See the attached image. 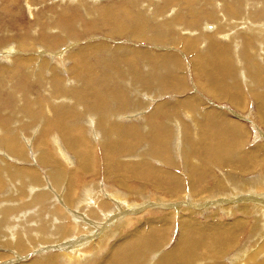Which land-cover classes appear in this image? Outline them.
Listing matches in <instances>:
<instances>
[{"label":"bare ground","instance_id":"1","mask_svg":"<svg viewBox=\"0 0 264 264\" xmlns=\"http://www.w3.org/2000/svg\"><path fill=\"white\" fill-rule=\"evenodd\" d=\"M127 1L123 0L121 2H118V4H112L113 8L112 6L101 8L99 11V15H100L99 18H101L102 20L105 19L104 22L113 23L111 25L112 27L120 28L122 25H120L119 23L121 22L119 21H118L119 23H117L116 21L113 22L109 20V17L115 15L119 16V11H122L125 14L126 18H128L127 22L133 25L134 27V29L131 30L133 35L140 34L144 32V30H149L150 28H152L153 27L152 23L154 21H151L150 18L154 20L153 16H156L153 13L154 10L152 12L153 14L148 13V15H146L143 12L145 9L144 8L142 12L139 11L138 13L135 12V14H133L131 10L132 8L129 9L130 5H127L128 3ZM131 1H133L131 4L132 6L134 4L140 6L141 1H136V0H131ZM196 1L183 0L181 5L179 6V7H186L188 2H189V7L192 6L190 10V15L192 16V19L189 22L191 26L190 31H192V33L187 30L185 35L181 33L179 34L182 35L183 37L177 39V42L184 44L183 48L185 47L184 49H186V52L189 51L190 53H193L191 57L192 61L181 63L184 65L181 64L179 65V61H176L177 63L172 66V67H176V70L173 71L170 70L169 74L168 73L163 74L160 72L162 69L155 70V68L153 67L154 72L146 71V74L142 75L143 78H146L144 81L142 80V78H138V76L135 73L130 75L129 80L123 77L122 74L118 78L114 75V80H116V82H113L112 84L111 82L100 83V85H102V89L98 88L97 90L94 89L95 91L92 90L93 92L91 91V93H89V91H84L85 94H82L83 93L82 92L80 93V95L78 94L73 95V98L75 99L80 98L83 101H87L88 104L90 102V105L78 104L73 109L72 106H68L63 103L64 101L67 102L68 104L73 105L74 104L73 99L71 98L70 100H65V99L63 100L62 98L63 100L62 102L52 101L53 103L48 104V105H52L50 107L51 110L47 108V103H44L42 98L41 99L35 98V96L29 90H26L25 86L23 85V82H25V75L22 74L23 76L21 75L22 76L21 78L18 76L17 78L14 79L20 84V86L23 89H21V91L9 90L10 92H8V94L12 93L11 98L13 100V105H14L10 109V113L13 116L15 115L16 117H18L22 113L24 115L25 113L26 117L28 118V121L34 125V126L31 125L33 131L36 132L38 135H40V138L39 140L31 142V146L29 147L30 152L28 158H24L22 157V155L17 156V153L20 151V147L16 144V139L14 137L13 140L8 138L6 139V141L4 140L6 145L5 147H7L10 153H12L14 156L9 153H5V152L4 153L6 154V156L15 157L13 159L15 164L13 163V161H10L8 159H4V160L2 159L3 166H1L2 168L0 169V191L4 190L5 187H8L10 192H15L17 190L18 194L22 193V196L26 195L27 197L23 198L21 204L18 205L17 204L4 205L5 201L4 202L0 201V264H227V262L220 260L222 256L225 255L226 253L225 250L227 249L226 247L229 244H234V243L236 244V240H237L236 238L238 237L239 231L240 230L241 232L244 231L243 226L245 223V219L242 218L240 214L237 215V212L246 213V214L249 212L248 214H250V216L255 220H257L260 216L264 214V141H260L258 143L256 142L255 145L251 146V148L249 147L248 149L244 147L243 145L244 138L242 139V137H245V135L249 134L250 132L248 133V128L246 127L244 122L240 120V118H246V117L244 116L242 117L241 114H239L241 110H245L247 106L249 107L250 100H252L253 102L252 105H254L255 110L252 112L250 109H248L246 113L248 115H251L255 120L258 121L259 123L258 128L259 126H262L264 128V89H258L260 85L262 86V84L259 82L260 76L254 74L253 76L254 80L245 79L244 77H242L243 72L240 70L242 67L245 68L246 65H248L247 71L257 67L254 57L250 54V50L253 49L254 47L256 48L259 47L260 51L262 52V56L260 55V60L264 56L263 53L264 27H262L263 25H260V23L253 24L252 22H250L252 24L250 25L249 23V30H247V28L244 26L240 28V32H241L240 35H239L240 32L238 33L232 32L235 25L228 23V21L236 18L237 16L236 11L233 10V7H231L225 1L224 2L220 1L219 14H218L216 13L217 10L216 12H214L209 8L208 4L210 0L209 1L204 0L201 3L200 5L201 11H199V9L195 11L201 14H205V16L207 17L213 18L212 20L215 21V26L209 29L210 26L209 24L205 25V23H202L200 27V23L197 18V13L193 11V6L194 4H196ZM249 1L251 4L259 3L256 0L254 1L249 0ZM161 2L163 3L162 5L159 3L156 4L158 5V7L161 5L163 7V13H165L166 12L165 9L167 5L164 4V2L169 4L172 2V0H161ZM77 3L79 4V2ZM212 4H216V2ZM258 6L261 7V5ZM215 7L216 6H214V8ZM175 9L177 8L175 7ZM243 12H246L245 8L244 11L242 12L241 10L238 11V15L242 14ZM251 12L255 16L259 17V12H254L252 10ZM130 16L131 18H129ZM244 17L246 18V16ZM159 18L156 20H159ZM156 26L159 27V24ZM205 27L208 30H206ZM176 28L178 27L176 26ZM157 31L160 32V30L158 29ZM176 33L177 32H175V34ZM221 34H224L225 36H227V38H220L222 37ZM218 35L219 37H217ZM246 35H248L249 38L248 46L246 45L245 42L246 40L244 41V36ZM229 37L234 39L236 43L233 44L232 41L229 39ZM161 38L164 39L163 36ZM165 42L167 43L166 39ZM52 43L56 44L57 40H52L50 46L54 45ZM97 43L98 41L92 42L91 47H93L95 51L101 47V50L100 51L98 50V54H99L98 56L102 58L101 54H103L102 50L104 49L102 48V46L103 45L105 46L107 43H103V44L101 42L98 44ZM223 46H226V48H223ZM234 46L237 48V52L233 50ZM134 50L135 47L131 46L130 51L133 52ZM13 52L16 53V51L13 50L12 47L10 51L5 52L4 54L7 57L13 55L14 58L17 57L16 59L18 60L19 59L26 60L27 58H29L26 57L25 55L26 52L20 53V55L13 54ZM33 53L39 55L38 57L39 63H44V64L48 63L49 59L46 58L47 56H45L47 55V52L41 50ZM159 55L162 56V53ZM234 55H238V57H240V62H237ZM79 56L81 59L80 61H82L83 64L82 63L80 64L75 61L74 70H76L75 68H78V70L76 71L84 70V66L86 68H89L90 63H88L89 59L86 57L85 50H82ZM30 59H32L33 61V59H35V56L34 57L32 56V58ZM0 60H2V58ZM18 60L17 63H19ZM9 61L11 62L12 60ZM133 63L137 65L133 66L132 69L129 68L126 72H131L133 69L135 70L136 68H140V70L143 67L145 68L144 65L145 62H143V60L139 61V63H137V61H133ZM161 66H159V69ZM258 66H261V62L258 63ZM21 67L22 66H20V68ZM181 67H184L185 69H181ZM180 70H182L183 72H180ZM184 71L186 74L189 75L192 72H194L195 74L198 73L197 74L198 78L197 79L195 78L196 81L194 80V83H196V85L198 86L197 90H199L200 92L197 91L196 93H191L189 96L185 98L183 97V99H178V101L168 102V103L170 105L173 104L172 110L175 111L177 114L179 112V108L181 109L188 108V113L186 114L190 117V119H192L193 115H198L204 112L205 114L204 123L203 126H201V128L205 129L206 131L202 133V136L199 139L197 138L195 140L192 134H188L189 125L187 126L185 123H183L177 117V114H175V112H172L167 108L168 104L167 105L165 104L166 101L156 102V104L154 105L155 107L152 110H150V112L147 115L145 114L146 116L139 115V117L137 118V121L140 120L139 123L144 124L143 122L145 121L146 117H148L149 119L156 118L157 115L158 116L160 115L161 117L164 118L168 117V121H166L165 124L174 123L175 125L179 126L176 128L178 139H181L183 143L185 142L191 143V141L193 140L192 145L194 147V152L183 148L181 151L182 162L187 166L186 169H184L185 172H183L184 173L183 175L185 174L187 175L185 177H188V181H190L189 184L190 187L191 188L194 187L195 189L197 187L195 182L199 181L198 179L204 181L205 179L204 173L209 175L212 178V180L210 183L207 184L204 183L200 184L198 182L200 184L199 187L200 192L196 193L195 190L189 189L191 194L187 195L189 197L188 200L184 199L186 200V202L180 203L177 202L178 198L181 197L184 198L186 195L179 194L178 192L183 191L182 189L185 186V185L183 186V184L187 182V181L184 182V180L182 179L183 175H181V173L178 174L175 171L172 172L173 170L166 171L165 168L163 169V167H161L160 165L158 166L152 162H149L148 158L136 159L135 161L130 160L128 163H126L125 162L126 160L125 161L120 160V157L123 156L120 155L119 157L118 153H120L119 150L125 151L128 150L130 147H135L132 145H134V143L137 141L138 142L141 141L139 134L140 127L138 126V124H133V125H131L132 123L129 124L130 121L128 122V124H125L127 120L125 118V113L130 111L133 112L136 111L133 109L130 110L129 106H131V104L133 106H136L137 102L138 103L142 102L141 99L138 98L139 96L137 97V95L142 94L143 96H145L147 90H149L150 92L151 85H149L147 81L153 79L155 76H158L160 80L164 82L168 90L171 89V91L174 90L181 92L182 90L184 91L185 89L184 81L186 76ZM49 74L52 77L57 75V73L55 72L51 73L50 71ZM98 74H96L95 76H97ZM40 79L42 82L41 86L42 87L45 86V81L43 77H40ZM136 79H138V82L140 81L139 86H136V83L134 84V82H132L135 81ZM79 81L81 80L79 79ZM82 81L80 84H82ZM85 83L86 81L84 82L83 86L86 89L85 85L87 84ZM145 83H147V85ZM73 85L75 87L76 84ZM32 87H28V88H32ZM1 88H3V83L1 82L0 79V89ZM54 89L56 93L59 94L64 88L62 86H58L55 87ZM56 89H60V90H56ZM45 92L47 93L46 90ZM201 92L204 93L205 95L207 94L208 96H212L216 101L219 102H224L223 99H226L227 103L233 108L232 109L226 108L227 109L226 111V110H222L223 109L222 107H217L215 105H207L206 111L205 110L202 111L200 108L204 106L205 103L199 96V94L201 95ZM51 93H53V91H50V94L47 93L48 95L46 94L47 96L43 97L45 102H46V97L50 96L52 98V96H54L51 95ZM8 94L7 96L9 97ZM62 95H65V93H62ZM0 96H2V89L0 90ZM63 97L67 98L65 96ZM127 97H134L131 100V104L129 102V98ZM149 98L152 99V97ZM14 101L16 103H14ZM90 113H93V115H90L89 117H85ZM75 121H79V122H75ZM197 121L199 120L197 119L196 122H194L196 123L194 125L200 126L201 123H197ZM83 123L89 125L90 129L93 130L92 132L96 136L99 137V135H101L100 141H104V142L103 145H101L99 141V144L101 145V147L103 146L102 149L104 150L106 149V151H108L107 152L108 154L103 153L106 161H110L112 157L115 155L114 156L115 163L113 162V164L110 165L112 172L113 171L115 172H113V174L109 172L105 173L107 174L106 177H113L115 180H118L119 185L121 182L127 185L126 181L128 180H126V177L128 176V174L126 173L122 175V172H124V170L126 169L129 170V168H134L133 166L135 165L137 167H142L149 164L147 173L153 174L154 176L153 175L151 176L154 177L153 179L156 182L158 181L157 182L158 184L160 185L163 184L161 182V179L163 178L161 177L162 176L161 170H163L162 172L165 171L166 177L168 176L167 178L165 177L167 179L166 182H168V180L171 177V180L173 182L171 180L170 181L174 184L170 183V185L173 186L166 187L165 190L170 193L171 199L169 202H171L172 200H175L176 202L167 203V201L164 202L163 200V201H158L157 202L158 204H156L155 203L156 201L155 202L150 201V203L147 204L143 203L141 205L139 204V206L137 207L127 209L126 208L127 205H125V203L117 202L119 198H117L116 201L113 198L117 194H119L120 191V190L118 191L117 189L116 191L115 188L113 191H111L112 192L111 194V193L103 192L98 186L97 187L99 189L97 188L95 191H91V188L87 187L88 193L86 192L84 193L85 195L84 194L80 195L79 187L81 186L82 182L86 180V178L76 179L74 176L80 175L78 174V171L81 172L95 171V169L92 170V163H93V161H91L92 152L89 151L90 153H87L85 155V149H80L79 147L82 141L90 138L88 133L87 134L77 133L78 129L83 128L84 126ZM145 123L148 124L147 122ZM150 126L152 127V124ZM1 127L4 128V125ZM85 127L86 126H84V128ZM171 128L172 127L170 126L165 127L162 131L163 134L161 135L159 134V132H156L159 135V137H157L155 134H150L151 131L149 132V138H148L150 145L149 152H152L153 150H156L158 148L157 152L156 153L154 152L155 153L154 159L156 160V162H159L161 164L163 163L162 165L164 166L166 162H168V164L177 165V162L175 161L174 157L169 155V153L167 152L165 155H163L164 152H161L163 147L172 137L170 135ZM96 130L100 133L99 135ZM48 132H51L50 136H47ZM168 133H169V138H168ZM195 134L198 135V132H196ZM145 137L147 136L145 135ZM145 137H143L142 139H144ZM157 141L160 143H157ZM195 141L200 143V145H198ZM95 142L93 143V145L96 144ZM50 146L56 150H59L62 154H64L65 157L69 156L67 151L71 150L73 156L74 157L77 156V159L79 158L78 159L79 161H77L79 162L78 166L76 164L75 168H71V169L68 168V171H66V168L64 167L62 168V166L58 163L57 161L58 158L56 159L54 157L55 155L53 154L54 155L53 156L50 153V149H49ZM130 152L131 151H129V153ZM115 153L118 155L120 161L118 159L116 160V158L118 157H116L117 155ZM129 153H127V155H129ZM198 156H200V158H198ZM99 159H101V157ZM165 159L167 160L165 161ZM94 160L96 161V159ZM151 160L153 161V159ZM27 161L30 163L31 161H33L34 163H32L33 165L22 163ZM72 161L73 160H71V162ZM211 164L218 165V167H222L225 169L221 173L220 179L213 174L211 169L210 172L207 171L208 169L207 167H209ZM48 165H51L52 167L50 170L45 171ZM99 167H101V165H99ZM136 171L138 172V170ZM195 171L197 173L193 174V172ZM100 176L98 175V177ZM62 179H66L67 185L65 184L66 190H64V192L62 191V194L60 196L62 198L61 199L62 203L57 204L51 198V195L55 193L53 192L49 193L46 187H44L46 188V190L42 189L43 181H46L48 183V188H49L51 186L50 182L51 184L56 186L59 183L61 184L60 181H62ZM102 179L101 181L100 180L98 181L102 182ZM224 179L227 182H224ZM158 186L159 185H157V187ZM150 187L151 189L153 188V186ZM40 188L42 190H39ZM160 188L162 189V187ZM55 189L54 191H57ZM231 189L233 190V192ZM258 190L261 191L262 193H259ZM104 191H106V188ZM129 191L126 193H129ZM98 192H101V195L98 194ZM163 193L164 195H167L165 192ZM228 195L232 196L230 198H234V199H227ZM211 196L213 197L211 198L212 200L205 199ZM164 198L165 197H163V199ZM83 200L87 202L81 203V201ZM157 200H161V197H159V199ZM202 200H204L205 202ZM113 206L115 207V209H113ZM131 206H136V204L135 205L133 204ZM111 207L113 209L112 212L113 215H111V213L109 214V212H111ZM210 207L215 208V210L211 209ZM108 208H110L109 212H108ZM235 208L237 209L236 213H233L232 210ZM142 209H144L146 213L150 214V216L148 217L147 224L143 226V228L147 227V229L141 228L144 222L139 219V216H137L134 220H136V222L140 223L141 225L138 226L137 223L135 222L133 230L127 232L126 234L122 232L123 227L127 225L126 222L132 223L130 218L132 214L129 216L128 215L126 216L125 214H129L132 211L136 213L139 210L142 211ZM174 211L178 212L177 223L179 229V236L177 237L172 247L164 250L162 249V247L165 244V241H167V239L164 238L165 237L164 228L169 229L171 224V220L169 218L173 215ZM217 211H220V214L222 212L224 214L230 215L231 220L219 218V216L221 215L218 214ZM190 213H196L199 217L201 216V218L204 216V218H202L203 225L195 222L189 216ZM122 215H125L122 217L121 219L122 221L116 219V217L120 218ZM113 221H117L118 225L114 227V230H111L110 232L109 227L113 225ZM252 231L253 229H249L248 233L250 234ZM98 232L103 233L102 234L103 236L100 237ZM77 233L78 235H76ZM116 233L122 234L119 240H117V242L115 241L112 244L107 243L108 239L110 238L113 239V236H115ZM35 238H37V240L42 242L45 240L47 241L43 243L39 242L33 245V243L35 242ZM250 244L252 243L250 242ZM37 246H39V248L35 249ZM84 246L87 247L86 250L89 251L88 256L85 255L86 253ZM260 246L258 248V251L261 248ZM32 249L35 250L30 252ZM262 250H260L257 253L260 254ZM34 252L37 254V256L36 257L33 256L34 258L26 260V258L29 257V255L32 256ZM239 253L242 254L240 251ZM257 253L248 254L247 252L244 255L241 256L238 255L240 257L238 261L236 260V263L243 262L242 264H264V254L261 256V258L258 259L256 258Z\"/></svg>","mask_w":264,"mask_h":264},{"label":"rangeland","instance_id":"2","mask_svg":"<svg viewBox=\"0 0 264 264\" xmlns=\"http://www.w3.org/2000/svg\"><path fill=\"white\" fill-rule=\"evenodd\" d=\"M121 1H123V0H95V1L94 0H67V1L66 0H0V48H1L0 49V53H1L0 59L2 58V60H0V79H1V82L3 83V88H1L3 97L0 96V120H1L0 121V164H1L0 169L2 168L1 166H3L2 161L4 159H8L10 161H13V159L15 158V157L6 156V154H5V153L12 154V153H10L8 148L5 147L6 146L5 141L7 138L12 139V140L14 138L16 139V144L20 147V151L17 153V156L22 155V157H24V158L29 157V152H30L29 147L31 146V142L39 140V138H40V135H38L36 132L33 131L32 126H34V125L28 121V118L26 117L25 113H24V115H23V113L20 114L18 117H16L15 115L13 116L10 113V109L14 105H13V100L11 98L12 93L8 94V92H10L9 90L21 91V89H23L20 86V84L16 80H14L18 76L21 78L23 75H25V82H23V85L25 86L26 90H29L35 96V98H40V99L42 98L43 102L47 103V108H49L50 110H51L50 107L52 105H48V104L53 103L52 101L62 102L64 99L70 100L71 98L73 99V102H74L73 105L68 104L67 102H64V101H63V103L65 105L72 106L74 109L78 104L90 105V102L88 104L87 101H83L80 98H77V99L73 98L74 94L80 95V93H82V92H83L82 94H85L84 91H89V93H91L92 90L95 91L98 88L102 89V85H100V83H110L111 82V84H112L113 82H116V80H114V75L118 78L122 74L123 77H125L127 80H129L130 75L135 73L138 76V78H142V80L144 81L146 78H143L142 75L146 74V71L147 72H154L153 67L155 68V70L156 69L157 70L162 69L163 71L161 70L160 72L163 74L164 73L169 74L170 70L171 71L176 70V67H172L174 64L177 63L176 61H179V65L183 62L192 61L191 57H192L193 53H190L189 51L186 52V49H184L185 47L183 48L184 44L177 42L178 38L183 37L182 35H179V34L181 33V34L185 35L187 30L190 31V28H191L189 22L192 19V16L190 15V10H191L192 6L189 7V2H188L186 7H179L183 0H172V2L169 4L164 2V4H166L167 7L165 9L166 12L163 13V7L161 6L163 3L161 2V0H136V1H141L140 6H137L135 4L132 6L131 4L133 1L125 0L128 2L127 5H130L129 9L132 8L131 10H132L133 14H135V12L138 13L139 11L142 12L143 9L145 8L143 11L144 14L148 15V13H152L154 10L153 13L156 15V16H153L154 20L150 18L151 21H154L152 23V25H153L152 28H150L149 30H144V32H142L140 34H134L133 35L131 30L134 29V27H133V25H131L127 22L128 18H126L125 14L122 11H119V16L115 15V16L109 17V20H111L113 22H115V21L117 23L121 22V23H119L120 25H122L120 28L112 27L111 25L113 23L104 22L105 19L102 20L101 18H99V16H100L99 11L101 8L111 7L112 4H118V2H121ZM203 1L204 0H197L196 4H194V6H193V11L198 10V9H199V11H201L200 5ZM220 1H222V2L225 1L227 4H229L231 7H233V10L236 11V15H237L236 18L228 21V23L235 25L232 32L238 33V32H240V28H242L244 26L247 28V30H249V23L250 22H252L253 24L254 23H257V24L260 23V25H263L262 27H264V0H256L259 3H255V4L254 3L251 4L249 0H248L249 4L247 3V0H210L209 4H208L209 8L211 10H213L214 12H216V10H217L216 13H218V14H219V3H220ZM252 1H254V0H252ZM77 2H79V4ZM214 2H216V4H212ZM70 3H71V5H70ZM156 3H159L161 5L158 7V5ZM258 5H261L262 8L259 7ZM144 6H146V7H144ZM174 6L177 9H175ZM214 6H216V7L214 8ZM112 8H113V6H112ZM244 8H245L246 12H243L242 14L238 15V11L241 10V12H242V11H244ZM70 10H71V12H70ZM251 10L254 12H259V17L255 16L251 12ZM196 13H197V18H198L199 23H200V27H201L202 23H205V25L209 24L210 25L209 29H211L212 27L215 26V21L212 20L213 18L207 17V16H205V14H201L198 12H196ZM184 16H186V17H184ZM244 16H246V18ZM159 17H161V18H159ZM129 18H131V16ZM158 18H159V20H156ZM160 19H161V21H160ZM171 20H172V22H171ZM175 21H176V23H175ZM252 23H250V25ZM155 24L156 25L159 24V27L156 26ZM172 24H173V26H172ZM166 25H167V27H166ZM174 25H175V27H174ZM176 26L178 28H176ZM157 29L160 30V32L157 31ZM205 29L208 30L206 27H205ZM175 32H177V33L175 34ZM190 32L192 33V31H190ZM161 33H163V34H161ZM65 34H66V36H65ZM240 34H241V32L239 33V35ZM219 35L217 37H219ZM221 35H222V37H220V38H227V36H225L224 34H221ZM162 36L164 37V39L161 38ZM165 39L167 40V43L165 42ZM229 39L232 41L233 44L236 43V41L234 39H232L230 37H229ZM52 40H57V43L56 44L52 43L54 45L50 46V43ZM99 40H101V41H99ZM96 41H98V43L101 42L102 44L103 43L108 44V45L106 44L105 46L103 45L104 47L102 46V48H104L102 50L103 54H101L102 58H100L98 56L99 55L98 50L100 51L101 47L100 48L97 47V48H99L96 50L97 53L94 50V48L91 47L92 42H96ZM244 41L246 42V45L248 46V42H249L248 35L244 36ZM164 42H165V44H164ZM131 46L135 47V50L133 52L130 51ZM12 47H13V50L16 51V53L13 52V54L20 55V53L26 52L25 55H26V57H29V58H27L26 60H23V59L18 60V59H16L17 57L14 58L13 55H11L12 57L11 56L7 57L4 53L7 51H10L12 49ZM223 48H226V46H223ZM227 48H229V47H227ZM41 50L44 52H47V55H45V56H47L46 58L49 59V60L47 59L48 60L47 64L39 63V60H38L39 55H36V53H33V52L41 51ZM82 50H85L86 57L89 59L88 60V63H90L89 68H86L84 66V70L76 71V70H78V68H75L76 70H74V66H75L74 62L76 61L80 64L81 63L83 64V62L80 61L81 59L79 56V54ZM233 50L237 52V48L235 46L233 47ZM164 52H165V54H164ZM161 53H162V56L159 55ZM250 54L254 57V60L257 64V67H255L251 70H248V71H247L248 65H246L245 68L242 67L240 69L243 72L242 77H244L245 79L254 80L253 76H254V74H257L258 76H260L259 82L262 84V86L260 85L258 87V89H264V56L260 60V55L262 56V52L260 51L259 47L258 48L254 47L253 49H251ZM60 55H62V56H60ZM32 56L33 57L35 56V59H33V61H32V59H30V58H32ZM60 57H61V59H60ZM135 57H136V59H135ZM234 57L237 60V62H240V57H238V55H234ZM140 58H143V59H140ZM3 59H4V61H3ZM7 59H8V61H7ZM9 60H12V61L10 62ZM17 60L19 63H17ZM142 60H143V62H145L144 63L145 68L143 67L141 70H140V68H136L135 70L133 69L131 72H126L129 68L132 69L133 66L137 65V64H134L133 61H137V63H139V61H142ZM259 62H261V66H258ZM14 64H16V65H14ZM153 64H154V66H153ZM181 65H184V64H181ZM20 66H22V67L20 68ZM159 66H161L160 69H159ZM36 67H38V68H36ZM169 67H170V69H169ZM16 68H17V70H16ZM27 68H29V69H27ZM181 69H185V68L181 67ZM49 71L51 73L55 72V73H57V75L52 77L49 74ZM180 72H183V71L180 70ZM250 72H251V74H250ZM36 73L37 74L39 73V74L37 75ZM73 73H75V74H73ZM184 73H185V71H184ZM96 74H98V75L95 76ZM197 74H195L194 72H192L190 75L185 73V76H186L185 81H184L185 89H184V91L182 90L181 92L180 91H174V90L171 91V89L168 90L167 87L165 86L164 82H162L158 76H155L153 79L147 81V83L149 85H151L150 86L151 87L150 92H149V90L146 91L145 96H147V97L143 96L142 94L137 95V97L139 96L138 98L141 99V101H142L141 103L137 102L136 106H133L131 104V100L134 97H127V98H129V102L131 104V106H129L130 110L133 109V110H136L137 112L136 111H134V112L130 111V112L125 113V118L127 120H126V123L125 122L124 123L128 124V122L130 121L129 124L132 123L131 125L138 124V126L140 127V129H139L140 133L139 132L138 133L140 134L141 141L140 142L137 141L134 143V145H132V146H135L136 148L130 147L128 150H125V151L119 150L120 151V153H118L119 157H120V155L123 156V157H120L121 161L126 160L125 162L128 163L130 160L135 161L136 159L148 158L149 162H152L158 166L160 165L161 167H163V169L165 168L166 171L173 170L172 172L175 171L178 174L179 173H181V175L184 174L183 173V172H185L184 169H186L187 166L185 164H183V162H182L181 151L183 148V149H187V150L194 152V147L192 145L193 140L191 141V143L185 142V141H184L185 143H183V141L181 139H178L176 128L179 126L175 125L174 123L165 124V122L168 121V117L164 118V117H161L160 115L158 116L156 114L157 115L156 118H153V119H149L148 117H146L145 121L143 122L144 124L139 123L140 120L137 121V118L139 117V115L140 116L141 115L146 116L150 112V110H152L155 107L154 105L156 104V102H159V101L160 102L166 101L165 104L166 105L168 104L167 108L169 110H171L172 112H175L172 110L173 104L170 105L168 102L178 101V99H183V97L185 98V97L189 96L191 93H196L197 91H199V90H197L198 86L196 85V83H194V80L196 81V79L198 78ZM83 76H84V78H83ZM40 77H43V79L45 81V86H43V87L41 86L42 82H41ZM79 79L81 81L83 80L82 84H80L81 81H79ZM3 80H6V81H3ZM85 81H86L85 84H87V85H85L86 89L83 86ZM132 82H134V84L136 83V86L140 85L139 84L140 81L138 82V79H136L135 81H132ZM147 83H145V84L147 85ZM193 83H194V85H193ZM73 84H76L75 87ZM159 84H160V86H159ZM163 84H164V86H163ZM27 86L28 87L33 86V87L28 88ZM58 86H62L64 88L60 92L61 94L60 93L57 94L55 89H54L55 87H58ZM9 87H10V89H9ZM49 88H50V90H49ZM60 89H56V90H60ZM45 90L47 91L48 94H50V91H53V93H51V95H54V96H52V98L50 96L46 97V102L43 98L44 96L48 95L45 92ZM62 93H65V95H62ZM7 94L9 95L10 98L7 96ZM5 96H6V98H5ZM63 96H65L67 98H64ZM199 96L201 97V99L205 103L204 106H202L200 108L202 111L203 110L206 111L207 105H215L217 107H222L223 108L222 110H226V111L228 108H231V109L233 108L227 103L226 99H223L224 102H219V101H216L212 96H208L207 94L205 95L202 92H201V95L199 94ZM149 97H152V99H150ZM62 98H63V100H62ZM247 99H248V97H247ZM167 100H169V101H167ZM146 102H148V103H146ZM14 103H16V102L14 101ZM252 103H253L252 100H250L249 107L247 106V108L245 110H241L239 113V114H241L242 117L244 116L246 118H249V119L240 118V120L243 121L244 124L246 125V127L248 128V133L250 132L249 134L245 135V137H242V139L244 138L243 139V141H244L243 145L246 149H248L249 147L251 148V146L255 145L256 142L258 143L260 141H264V136H263L264 128L262 126H259V128H258V125H259L258 121L255 120L251 115H248L246 113L248 111V109H250L252 112L255 110L254 105H252ZM236 111H238V110H236ZM186 113H188V108H183V109L179 108L178 114L175 112V114H177V117L183 123H185L187 126L189 125V133L188 134H192L194 136L195 140L197 138L199 139L202 136V133L204 131H206L205 129L201 128V126H203V123H204V115L205 114H204V112H202L198 115L192 114L193 117H192V119H190V117ZM90 115H93V113H90L89 115H87L85 117H89ZM199 116H201V117H199ZM129 119H131V120H129ZM197 119L199 120V121H197V123H201L200 126L194 125V124H196L194 122H196ZM80 120H81V118H80ZM75 122H79V121H75ZM145 122H147L148 124H146ZM34 124H36V123H34ZM151 124H152V127L150 126ZM3 125H4V128L1 127ZM83 125L86 126L85 128H88V129H85L83 126V128L78 129L77 133H81V134H84V133L87 134L88 133L90 138L82 141L81 145H79V147H80V149H85V155L87 153H90L89 151L92 152V157H91V161H93L92 170L95 169V171H91V172H89V171H86V172L78 171V174H80V175L74 176L76 179L86 178V180L83 181L81 186L79 187L80 195H83L86 192L88 193L87 187H90L91 191H95L99 187L103 192H107V193H111V194H112L111 191H113L115 188V190L116 189L118 191L120 190L119 191L120 195L117 194L113 198L115 199V201L117 198H119L117 200V202L125 203V205H127V207H126L127 209L137 207V206H139V204L141 205L143 203H145V204L150 203V201H154V202L156 201L155 202L156 204H158L157 203L158 201H163V200H164V202L167 201V203H175L176 202L175 200H172L171 202H169L171 199L170 193L165 190L166 187H172L173 186V185H170V183L173 182L171 180V177L168 180V182H166V180H167L166 178L168 176L166 177L165 171L162 172L163 170H161V175H162L161 177H163V178L162 179L160 178V179H161V182L163 184H161V185L158 184L157 183L158 181L156 182L153 179L154 175L147 173L149 164L146 166H142V167H137L135 165V166H133L134 168H129V170L126 169V170H124V172L121 171L122 175L127 173L128 176L130 177V178L128 176L126 177V180H128V181H126V184L129 186L123 184L122 182L119 185L118 180H115L113 177H106L107 174H105V173L109 172V173L113 174V172H115V171L112 172L111 166H110L111 164H113V162L115 163V161H114L115 155L112 157V159L110 161H106L103 153H107L108 151H106V149L105 150L102 149L103 146L101 147V145H103L104 141H100L101 140V135H99L100 133L96 130L98 135H99V137H98L92 132L93 130L90 129L89 125H86L84 123H83ZM145 125H147V126H145ZM148 125H149V127H148ZM154 125H155V128H154ZM169 126L172 127L170 130V132H171L170 135L172 137L167 142L168 146L166 143V145L163 147L161 152H164L163 155H165L167 152V153H169V155L174 157L175 161L177 162V165L168 164V162H166V164L164 166V165H162L163 163L161 164L159 162H156V160L154 159V155L157 152L158 148L156 150H153L152 152H149L150 151L149 150L150 145H149L148 138H149V132L150 131L152 132L154 130L152 133L150 132V134H155L157 137H159V135L156 132H159V134L161 135V134H163V132H162L163 129L165 127H169ZM145 127H146V130H145ZM151 129H153V130H151ZM259 129H260V131H259ZM29 130H31V131H29ZM159 130H161V131H159ZM21 131L22 132L24 131V132L22 133ZM196 132H198V135L195 134ZM50 133L51 132H48L47 136H50ZM145 135L147 137H145ZM143 137H145V138L142 139ZM168 138H169V133H168ZM88 141L90 142V144ZM99 141H100L101 145L99 144ZM94 142L96 143L95 145H93ZM116 142H119V141H116ZM48 143H49V141H48ZM157 143H160V142L157 141ZM196 143L198 145H200V143H198V142H196ZM209 143H211V142H209ZM151 148H154V147H151ZM49 149H50V153L52 155L54 154L55 156L54 155L53 156L56 159L57 158L59 159V160L57 159V161L62 166V168L63 167L66 168V171H68V168L69 169L75 168L76 164L78 166L79 162H77V161H79L78 160L79 158L77 159V156L74 157L71 150L67 151L69 156L65 157L64 154H62L59 150H56L51 146L49 147ZM166 150H169V151H166ZM102 151H104V152H102ZM129 151H131L132 153L131 152L129 153ZM138 152H139V154H138ZM127 153H129V155H127ZM122 154H124V155H122ZM102 155H103V157H102ZM118 155L116 157H118ZM100 157H101V159H99ZM119 157L116 158V160L117 159L119 160ZM195 157H196V155H195ZM198 158H200V156H198ZM94 159H96V161ZM151 159H153V161ZM71 160H73L72 161L73 163L71 162ZM166 160L167 159H165V161ZM74 161H75V163H74ZM111 161H112V163H111ZM13 163L15 164L14 161H13ZM22 163L23 164L26 163L28 165H33L32 163H34V162L31 161V163H30L27 161V162H22ZM99 165H101V167H99ZM166 165H168V166H166ZM51 167H52L51 165H48V167L45 171L50 170ZM101 168H102V170H101ZM207 168H208L207 169L208 172H210V169H211L213 174L216 177H218L219 179L221 178V173L225 170L224 168L218 167V165H213V164H211ZM136 170H138V172ZM100 171H101V173H100ZM144 171H146V172H144ZM159 171H160V169H159ZM196 173H197L196 171L193 172V174H196ZM89 174H91V175H89ZM100 174H101V176H100ZM98 175L100 177H98ZM151 175H153V176H151ZM95 176H97V177H95ZM185 176H187V175L186 174L183 175L182 179L184 180V182L187 181L189 183H187V182L184 183L183 186L184 185L185 186L182 189L183 191L178 192L179 194L186 195L184 198L183 197L178 198L177 202H180V203H185L186 200H184V199L188 200L189 197L187 195L191 194L190 193L191 189L195 190V192L198 193V192H200V190H199L200 184H203V183L207 184V183H210L212 180V178L209 175L204 173V178H205L204 181H202L201 179H198L199 181L195 182V184L197 185V187L195 189L194 187L193 188L190 187V185H189L190 181H188V177H185ZM123 178H121V179H123ZM139 178H140V181H139ZM185 178H187V179H185ZM101 179H102V182H100ZM44 180H45V178H44ZM98 180H100V181H98ZM60 182H61V184L59 183L56 186L51 184V182H50L51 186L48 188V183L46 181H43V188H42L43 190H46V188H47L49 193L50 192L55 193V194L51 195V198L57 204L62 203V200H61L62 198L60 196L62 194V191L64 192V190H66V185H67L66 179H62V181H60ZM116 182H118V183H116ZM224 182H227V181L224 179ZM110 183H112V184H110ZM135 184H137V185H135ZM155 184L162 187V189L159 186H158L159 187L158 188L157 185H155ZM172 184H174V183H172ZM136 186L139 188H137ZM150 186H153V188L151 189ZM44 187H46V188H44ZM57 187H59L60 189ZM188 187H190V188H188ZM90 188H89V190H90ZM105 188H106V191H104ZM118 188H120V189H118ZM42 189L40 188L39 190H42ZM54 189L57 191H54ZM109 189H110V191H109ZM121 189H122V192H121ZM126 189L130 190V191L128 190L129 193H126V192H128ZM186 189H188V190H186ZM133 190H134V192H133ZM160 190H162V191H160ZM58 192H59V194H58ZM163 192H165L167 195H164ZM232 192H233V190H232ZM258 192L262 193L259 190H258ZM98 194L101 195V192H98ZM8 195H9V197H8ZM26 197H27L26 195L22 196V193L18 194L17 190L15 192H10L8 187H5L4 190L0 191V198H1L0 201L1 202L5 201L4 205L21 204L22 199L26 198ZM159 197H161V200H157V199H159ZM163 197H165V198L163 199ZM227 197H225V198L234 199V198H230L232 196H229V195ZM211 198H213V197L211 196V197L205 198V199L212 200ZM202 201H204V200H202ZM82 202H87V201L83 200V201H81V203ZM133 204L134 205L136 204V206H131ZM114 206H113V209H115ZM157 208H159V207H157ZM210 208L215 210V208H212V207H210ZM113 209L111 207V212H109L110 208H108L109 214L111 213V215H113L112 214ZM236 210H237L236 208L233 209L232 210L233 213H236ZM143 212H145L144 209H142V211L139 210L136 213H134V211H132L129 214H125L126 216L127 215L129 216L132 214L130 217L132 223L126 222L127 225L125 227H123L122 232H124L126 234L127 232L134 229V224L136 222V220H134V219L137 216H139V219L144 222V224L141 226V228L147 229V227L143 228V226H145L147 224L148 217L150 216V214L146 213V212L143 213ZM217 212H218V214H220V211H217ZM248 213L246 214V213L237 212V215L240 214L241 217L245 219V223L243 226L244 231L243 232H241V230L239 231L238 237L236 238L237 239L236 244L235 243L229 244L226 247L227 248V249H225L226 253H225V255L222 256V258L220 260L227 262V264H229V263L230 264H233V263L242 264L243 262L236 263V260L238 261L239 257L241 255H244L247 252H248V254H250V253L255 254L262 249L264 250V241H263L264 240V214L262 216H260L257 220H255ZM125 215H122L120 218L116 217V219L121 220L122 217ZM220 215L221 216H219V218L231 220V217L228 214H224L221 212ZM177 216H178V212L174 211L173 215L169 218L171 220V224H170L169 229L164 228V230H165V237L164 238L167 239V241H165V244H164L165 246L163 245V247H162V249H164V250L172 247L174 245V242L176 241L177 237L179 236ZM189 216L198 224L203 225L202 218H204V216L201 218V216L199 217L196 213H190ZM103 220H105V219H103ZM117 221H113V225H111V227H109L110 232H111V230H114V227H116L118 225ZM116 222H117V224H116ZM114 223H115V225H114ZM136 223L138 226L141 225L138 222H136ZM249 229H253V231L250 234L248 233ZM259 229H261V230H259ZM95 230H96V228H95ZM98 233H99L100 237L103 236L102 235L103 233H101V232H98ZM259 233H260V235H259ZM76 235H78V233ZM121 235H122L121 233H116V235L113 236V239L112 238L108 239L107 243L112 244L115 241L117 242V240H119ZM45 241H47V240H45ZM45 241H43V242H45ZM39 242L43 243L42 241H39V240H37V238H35V242L33 243V245H35L36 243H39ZM250 242L253 245L250 244ZM237 243L239 246L237 245ZM240 243H242L243 245ZM236 245L238 248L236 247ZM48 246H46V247H48ZM259 246L261 248L258 251ZM38 248H39V246H37L35 249H38ZM86 248L87 247H85V253H86L85 255L88 256L89 251H87ZM241 248H242V250H241ZM35 249H32L30 252L34 251ZM159 250H157V251H159ZM263 250L260 252V254H258V253L256 254V258H258V259L261 258V256L264 254ZM239 251L242 254H240ZM35 254L36 253L34 252V254H32V256L29 255V257H27L26 260H29V259L36 257L37 254L36 255ZM238 255H240V256H238ZM224 256H225V258H224Z\"/></svg>","mask_w":264,"mask_h":264}]
</instances>
